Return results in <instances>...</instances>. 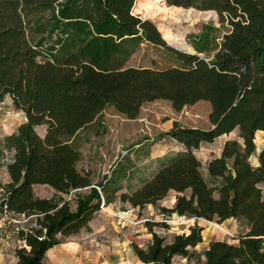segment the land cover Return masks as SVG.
Listing matches in <instances>:
<instances>
[{"label":"trees","instance_id":"1","mask_svg":"<svg viewBox=\"0 0 264 264\" xmlns=\"http://www.w3.org/2000/svg\"><path fill=\"white\" fill-rule=\"evenodd\" d=\"M135 2L0 0V104L9 97L26 117L0 140V162L11 155L4 164L10 181L0 187L11 211L31 217L28 230L15 234L29 247L15 250L17 264H44L49 250L113 201L111 183L99 190L78 169L75 138L108 107L134 120L158 100L176 112L209 102L211 128L174 124L168 136L186 150L161 158L154 175L120 200L144 209L176 192L174 208L163 213L219 224L245 221L239 242L211 241L203 264H264V149L258 166L250 162L256 134L264 132V0H165L180 12L168 15L174 20L216 19L191 9L218 14V25L210 22L187 36L190 52L170 46L153 21L136 16ZM143 46L155 48L167 65L128 67ZM235 130L238 139L225 142L205 178L194 150ZM35 186H48L56 196L40 198ZM83 189L89 191L76 197L75 208L58 197ZM203 231L196 224L170 243L153 233L147 250L133 248L144 264H173L176 257L190 262Z\"/></svg>","mask_w":264,"mask_h":264},{"label":"rangeland","instance_id":"2","mask_svg":"<svg viewBox=\"0 0 264 264\" xmlns=\"http://www.w3.org/2000/svg\"><path fill=\"white\" fill-rule=\"evenodd\" d=\"M136 2L134 10L136 16L153 21L168 42L186 44V49L190 51L191 48L187 43L189 34L199 33L202 27L210 22L218 25L216 19L196 23L174 20L168 15L176 14L179 17L180 12L172 8L174 6H168L165 0H136ZM153 62L161 68L167 65L155 48L143 46L127 66L154 67ZM210 112L211 105L207 101H200L176 112L170 102L158 100L145 104L140 116L131 120L114 108L108 107L99 116L94 126L82 131L75 138V145L81 152L78 169L90 176L93 186L111 183L113 192H110L113 201L106 206L102 205L101 210L93 216L88 226L77 235L63 239L61 245L71 247L68 256L72 259H67V264H116L118 262L141 264L143 262L136 255L134 246L147 250L152 242L153 233L164 237L166 242L170 243L175 236L187 234L188 231L190 233V228L198 222L204 231L206 230L202 234L203 238H207L210 234V240H215L221 234L226 242L239 239L247 229L245 221L239 222L237 230L231 234L233 225L205 223L189 216L163 213V208H174L178 197L176 192H171L157 205H149L144 209L133 208L119 198L123 193L132 194L150 179L157 171L161 158L186 150L184 146L168 136L174 124L177 123L183 128L208 130L211 128ZM25 121V114L14 108L11 98H6L0 104V140L16 132ZM38 130L43 134L44 128ZM256 136L257 150L250 159L253 166L257 162V151L264 149V132H257ZM238 137L239 130H235L213 143L202 144L199 149L194 150L195 155L202 162L205 178H207V164L221 155L225 142ZM10 160L11 155L7 153L0 162V185H5L7 182L4 164ZM116 178L117 182H113ZM261 187L264 192V184ZM88 191L83 189L77 193L58 195V197L71 201L75 208L76 197ZM35 193L48 199L56 196V192L48 186L36 187ZM241 226L243 229H239ZM2 239L7 248L6 255L15 253L18 244L13 226L5 230ZM203 254V250L195 251L193 259L187 264H203ZM45 264L52 263L47 259ZM173 264H182L181 258H174Z\"/></svg>","mask_w":264,"mask_h":264},{"label":"crops","instance_id":"3","mask_svg":"<svg viewBox=\"0 0 264 264\" xmlns=\"http://www.w3.org/2000/svg\"><path fill=\"white\" fill-rule=\"evenodd\" d=\"M179 145H181V144H179ZM181 146H183V145H181ZM158 157H160V156H158ZM256 161L257 162H256L255 166H258V159ZM6 179H7V182H6V184H7L10 181L9 176L7 174V171H6ZM36 187H47V186H35L34 190H36ZM39 197L44 198L41 196H39ZM199 221H203V220H199ZM204 222L208 223L206 221H204ZM239 224L240 223L234 219H229V220H226L225 222L222 223V225H233L234 226L230 230L231 234L237 230ZM198 225L201 226L199 222H198ZM239 229H243V227L241 226V227H239ZM205 231H203V232H205ZM188 233H189V231L187 232V234ZM211 241H225V240H224L223 236H221V234H219V238H217L215 240H210V234H208L207 238L204 237L203 243L200 244L199 246H197L196 250L197 251L207 250ZM227 242L231 243V244H237L239 241H238V239H234L232 241H227ZM69 245H71V244H69ZM70 250H71V247H67L66 245H58V246H56L53 249L48 251V253L46 254L45 260L49 259L52 264H67V259H72V258H70L71 256H68V251H70ZM202 257H204V256H202ZM17 262H18V258L16 257L14 252H12L10 255H5V257L0 260V264H17ZM44 264H45V261H44ZM121 264H123V263H121ZM134 264H136V263H134ZM141 264H143V263H141Z\"/></svg>","mask_w":264,"mask_h":264},{"label":"built area","instance_id":"4","mask_svg":"<svg viewBox=\"0 0 264 264\" xmlns=\"http://www.w3.org/2000/svg\"><path fill=\"white\" fill-rule=\"evenodd\" d=\"M30 221L31 217H28L25 214H16L15 212L10 210L7 203L6 192L3 188L0 187V260L5 257L7 251V248L4 246V242L2 239V235L5 230L9 226H13L15 234L18 231H27ZM17 244L18 247H16L15 250L20 248H26L27 250L29 249L24 241L17 239ZM181 263L187 264L189 263V261L186 258H183L181 259ZM116 264L121 263L118 262Z\"/></svg>","mask_w":264,"mask_h":264},{"label":"water","instance_id":"5","mask_svg":"<svg viewBox=\"0 0 264 264\" xmlns=\"http://www.w3.org/2000/svg\"><path fill=\"white\" fill-rule=\"evenodd\" d=\"M187 10H189V9H187ZM191 10L196 11L195 9H191ZM210 12L216 14V20H218V14L216 12H214V11H203L202 13H210ZM168 44L170 46L174 47L175 49L180 50V51L190 52V50L186 49V46H187L186 44H180L178 42H172V43L168 42ZM261 151L262 150H258L257 151L258 155L261 153Z\"/></svg>","mask_w":264,"mask_h":264}]
</instances>
